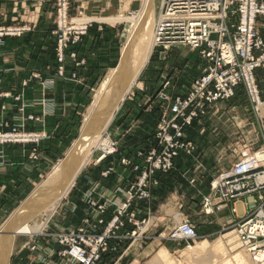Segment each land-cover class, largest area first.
<instances>
[{
    "label": "rangeland",
    "instance_id": "1",
    "mask_svg": "<svg viewBox=\"0 0 264 264\" xmlns=\"http://www.w3.org/2000/svg\"><path fill=\"white\" fill-rule=\"evenodd\" d=\"M86 2L69 0L65 27L59 24L57 0H0V28L25 30L20 36H6L2 43H14L8 57L18 64L0 67V161L6 156L20 160L18 152L25 150V164L32 170L24 174L27 184L21 188L0 190L7 195L4 201L0 197V233L79 140L96 92L109 71L119 66L131 27L147 8L145 0ZM155 2L158 18L161 0ZM93 17L114 20L85 21L87 29L79 35L69 31L80 26L74 19ZM35 29L47 31L37 52L19 42ZM256 29L264 42V16L257 17ZM96 31L104 36L102 48L97 54L92 47L89 54L80 53ZM207 65L188 47H154L138 78L149 99L137 100L136 94L143 91L134 87L103 134L115 152L97 162L101 149L93 151L45 229L36 235L17 234L9 264H71L74 245L85 251L89 264H148L164 248L177 262L196 264L194 248L219 239L232 255L246 252L237 227L253 213L249 201L257 195L232 199L221 179L241 161L243 152L264 151V66L254 74L255 96L240 83L232 98L191 107L197 117L183 127L171 166L156 164L169 154L167 138L160 133L164 121L174 117L172 102L190 95ZM160 94L172 100L164 101ZM130 103L135 110L128 119ZM174 132L170 127L167 135ZM32 204L23 208L24 215L21 210L22 216H15L18 223L10 222L11 230L25 222L24 210ZM28 216L32 224L46 219L44 213ZM184 226L195 232L194 240L176 237ZM189 245L193 247L187 249Z\"/></svg>",
    "mask_w": 264,
    "mask_h": 264
},
{
    "label": "built area",
    "instance_id": "2",
    "mask_svg": "<svg viewBox=\"0 0 264 264\" xmlns=\"http://www.w3.org/2000/svg\"><path fill=\"white\" fill-rule=\"evenodd\" d=\"M57 1L59 24L67 27L69 0ZM160 13L155 29V47H188L199 52L208 63L203 75L194 82L190 95L178 97L172 102L171 113L174 117L168 122L164 121L161 127L160 136L167 138L169 154L164 161L159 159L156 164L158 168L161 164L168 168L172 158L177 156L179 139L184 136L183 127L197 117V111L191 110V107L197 105L202 108L204 103L232 98L240 83H245L255 96L257 86L254 74L264 66V42L256 29V19L264 16V0H164ZM74 22L80 26L77 29L72 27L69 31L76 35L87 29V26H83L87 22ZM23 32L25 30L0 28V44L6 36H20ZM160 98L167 102L172 100L164 94H160ZM180 118L183 119L182 124L177 122ZM170 127L175 131L172 136L167 135ZM3 138L9 140L10 136ZM263 155L264 151L253 155L243 152L241 161L221 179L223 184H227L232 199L257 195V198L249 201V209L253 213L238 225L237 235L258 264H264ZM176 237L194 240L196 234L189 226H184ZM261 253L263 259L258 258ZM85 254L83 249L74 245L71 264H89L91 259Z\"/></svg>",
    "mask_w": 264,
    "mask_h": 264
},
{
    "label": "bare ground",
    "instance_id": "3",
    "mask_svg": "<svg viewBox=\"0 0 264 264\" xmlns=\"http://www.w3.org/2000/svg\"><path fill=\"white\" fill-rule=\"evenodd\" d=\"M145 1L147 2V8L143 16L131 27L122 50L119 66L109 71L94 96L93 103L88 111L87 120L84 123L83 129H81L79 140L68 150L66 158L55 166L49 177L21 204L0 233V264H9L18 233H21L19 235H36L45 229L44 227L47 226L49 218L56 212L63 199L74 187L79 175L92 160V153L95 149H101L102 152L97 158V162L103 161L107 157V154L114 152L111 141L106 134H103L111 126L121 105L133 91L134 87H143L138 78L148 64L155 47V29L161 13L159 11L157 18L155 0ZM163 2L164 0H161L159 8L162 7ZM79 20L81 21L82 19H75L74 21ZM83 21L90 20L83 19ZM95 116L97 117L94 118ZM258 157L260 158V155ZM30 203H33L32 207L24 210L27 213L25 218L28 219V215L32 218L39 213H44L46 216L45 221L47 220L48 222L44 221L32 224L27 219L24 222L20 218L19 220H22L24 223L15 225L17 228L11 230L10 226L14 224L10 225V222L12 220L13 222L16 221L14 218L16 215H19L18 213L21 210L23 213L21 214L24 215L23 208L26 209ZM20 215L19 217L22 216ZM189 235L191 237V233ZM237 239L243 250L246 251L245 253L238 251L235 255H232L224 246L221 239L213 243L202 242L194 248V252L199 259L196 264H258L243 246L238 235ZM192 247L193 245H189L187 249ZM247 256L250 258L249 260ZM258 258L263 259V253ZM148 264L182 263L174 260L169 251L164 248Z\"/></svg>",
    "mask_w": 264,
    "mask_h": 264
},
{
    "label": "crops",
    "instance_id": "4",
    "mask_svg": "<svg viewBox=\"0 0 264 264\" xmlns=\"http://www.w3.org/2000/svg\"><path fill=\"white\" fill-rule=\"evenodd\" d=\"M80 1H82L83 3H85L87 1L86 3L90 4V3H93V2H96L99 0H80ZM37 19H38V17H36V19H34V21L36 22ZM88 20L107 22L106 20L113 21L114 19L113 18L106 19V18L93 17V19H88ZM45 32H47V31L46 30L45 31L37 30V29H35L34 31H31V32H26L21 37L19 42L24 48H26V50H30L33 48V49H35L34 52H37L36 50L42 49L41 48L42 43L40 41L43 39V37H44L43 34ZM102 37H104L102 35V33L96 31L95 34L90 37V41H85L84 44L82 46H80V51H81L80 53L87 55L90 53V50L92 47V49H93L92 52L94 51V53L97 54L96 50L97 49L99 50L102 48V44H101ZM5 41H8V43L0 46V67H2V66L10 67V66H12V64L17 67L18 63L15 62L16 60H14V58L11 59L10 56L8 57V55H10L12 53V50L15 49L14 43L10 42V39L5 40ZM99 54H101V53H99ZM6 56L8 57V59ZM162 86L159 85L158 88H161ZM141 90L144 93L143 92L141 93L139 91L136 94V99L139 100V98L141 96L142 98H145V100H147V98H148L147 93L144 91L143 88H141ZM136 99H132V100H136ZM150 107H152V106H150ZM134 110H135L134 104L130 103V109L125 112V116L126 117L128 116V119L131 117L133 118L134 115H132V114H133ZM10 147H12V146H10ZM18 153H19L18 155L20 156V160H13V162H12L10 160L11 156H8V157L6 156L3 159V162L0 161V190L2 192H4L5 189H7L8 191H12L14 189L17 190V188H21L23 186V184H27V177L24 174H26L27 172L30 173L32 170L29 169L28 165L25 164V158H27L25 150L23 152H18ZM15 156H17V155H15ZM26 161H29V159H27ZM86 178H88V177L86 176ZM12 179H14V180H12ZM13 182L15 185L11 186V184H13ZM19 182L22 183L21 186H19L20 185ZM16 185L19 187H17ZM5 196H7L5 193H0V197L3 199V201L5 200Z\"/></svg>",
    "mask_w": 264,
    "mask_h": 264
},
{
    "label": "trees",
    "instance_id": "5",
    "mask_svg": "<svg viewBox=\"0 0 264 264\" xmlns=\"http://www.w3.org/2000/svg\"><path fill=\"white\" fill-rule=\"evenodd\" d=\"M158 112V111H157ZM155 113H156V111H155ZM158 114H160V112H158Z\"/></svg>",
    "mask_w": 264,
    "mask_h": 264
}]
</instances>
